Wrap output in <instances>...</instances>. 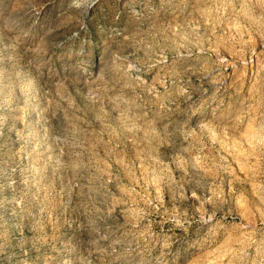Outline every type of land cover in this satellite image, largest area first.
<instances>
[{
    "label": "rangeland",
    "instance_id": "rangeland-1",
    "mask_svg": "<svg viewBox=\"0 0 264 264\" xmlns=\"http://www.w3.org/2000/svg\"><path fill=\"white\" fill-rule=\"evenodd\" d=\"M0 264H264V0H0Z\"/></svg>",
    "mask_w": 264,
    "mask_h": 264
}]
</instances>
